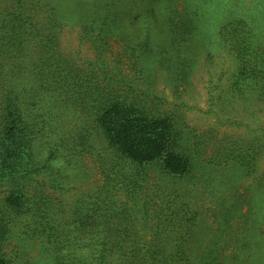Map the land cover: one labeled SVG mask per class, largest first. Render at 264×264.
I'll return each instance as SVG.
<instances>
[{
  "label": "trees",
  "instance_id": "trees-1",
  "mask_svg": "<svg viewBox=\"0 0 264 264\" xmlns=\"http://www.w3.org/2000/svg\"><path fill=\"white\" fill-rule=\"evenodd\" d=\"M173 1L137 2L132 14L129 0H0V264H11L1 254L20 224L55 264L222 262L225 237L217 234L193 255L197 212L174 184L231 166L254 170L264 155V125L255 130L261 136L243 142L213 134L199 140L183 115L165 108L159 72L176 92L185 89L196 64L194 46L210 45L214 36L235 62L230 103L264 109V33L244 15L208 33V15L190 0L182 9ZM68 24L79 26L93 60L81 63L64 52L60 35ZM110 38H120L132 57L128 71L107 59ZM75 117L81 132L70 126ZM84 150L98 163L103 183L69 205L61 196L68 164ZM210 184L220 186L216 178ZM239 209L223 207L215 231L224 233Z\"/></svg>",
  "mask_w": 264,
  "mask_h": 264
},
{
  "label": "rangeland",
  "instance_id": "rangeland-1",
  "mask_svg": "<svg viewBox=\"0 0 264 264\" xmlns=\"http://www.w3.org/2000/svg\"><path fill=\"white\" fill-rule=\"evenodd\" d=\"M129 1L130 7H133V14L136 12L135 3H151L157 0ZM173 2L179 9H182L188 0H174ZM188 3L201 13L208 15L203 19L206 23L203 30H208V33L214 34L222 22L238 15L252 19L258 24L257 30L264 33V0H221L220 2L218 0H190ZM218 3L222 5L218 6ZM223 4L227 9H224ZM158 10L159 7L153 8L156 13ZM227 10L231 11L227 12ZM153 11H149V14L151 15ZM138 27L140 24L131 27V30L135 31ZM157 30L156 25L154 31ZM60 37L61 47L68 56L78 57L81 63L95 58V52L90 43L81 40L79 26L69 24L63 26ZM210 39L212 40L210 45H208V40L206 45L198 41L194 46L193 57L196 64L190 77L191 83L185 89L181 88L180 92H176L165 83V73H163L165 71L159 72L158 89H164L160 95L167 100L165 108L183 115L185 128L191 131L193 136H200L199 140H205L206 135L211 134L219 139L224 138V140L238 138L240 142L248 136L251 138L254 133L261 136V132H255V130L260 125H264V109L255 103L244 104L240 101L230 103L231 93L227 91V85L235 69V62L232 55L228 53V49L217 43L216 37L211 36ZM107 40L110 46L107 59L112 63L111 66L118 65L128 71L133 59L126 52L121 39ZM214 97H220V99L216 100ZM70 126H75L77 131H82V123L80 119L76 120V117L73 118ZM88 129L86 127L83 132L87 133ZM41 144L38 143L37 148L43 156L45 149ZM210 154L209 150L208 155ZM73 156L75 158L71 156L72 160L68 164L71 175L67 184V192L66 195H61L69 205L80 193L93 194L103 183L98 163H95V158L89 155V152L84 150ZM198 175V180L194 183L174 184L181 187L188 196L187 202L190 201L193 210L198 213V215L196 213L197 225L193 230V236L198 240L193 245V255L201 254L205 249L203 243L217 234L225 237V243L222 241L224 249L221 253L222 262L220 264H264V187L262 186L264 184V155L255 169L249 172H242L235 166H231L215 173L207 171L203 176ZM213 178L219 181V187L214 188L211 184L209 185ZM173 183L175 182L168 181L167 184L172 186ZM4 196L5 193L0 190V201ZM234 201L240 208L239 211L233 214L231 220L228 219L229 226L225 228L224 233L217 229L215 231V228L219 226L217 217L221 218V209L236 205ZM64 209L69 212L66 205ZM252 209L255 210L250 213L249 217L242 216L244 213L247 215ZM259 210L262 213L260 215ZM24 229L23 225L18 226L17 233L10 239L1 255L9 258L11 264H55L52 254L49 255L37 240H29L26 235L22 234Z\"/></svg>",
  "mask_w": 264,
  "mask_h": 264
}]
</instances>
